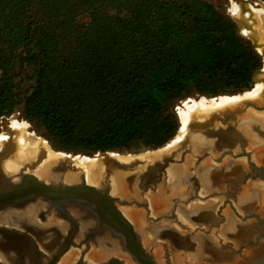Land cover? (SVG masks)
<instances>
[{"label":"trees","instance_id":"obj_1","mask_svg":"<svg viewBox=\"0 0 264 264\" xmlns=\"http://www.w3.org/2000/svg\"><path fill=\"white\" fill-rule=\"evenodd\" d=\"M261 66L206 1L0 0V119L20 111L64 152L160 148L177 101L250 90Z\"/></svg>","mask_w":264,"mask_h":264},{"label":"water","instance_id":"obj_2","mask_svg":"<svg viewBox=\"0 0 264 264\" xmlns=\"http://www.w3.org/2000/svg\"><path fill=\"white\" fill-rule=\"evenodd\" d=\"M235 1L240 2L242 10L249 9L247 5L250 2L264 4L260 0ZM234 22L239 34L251 41L262 58V66L253 74V86L261 82L264 93V42H260L252 25L246 20L236 19ZM242 27L251 29L252 34H242ZM258 107V102L246 97L228 101L224 108L203 120L190 121L185 138L171 149L165 160L141 171L128 169L118 173L123 175L118 188L133 198L141 188L156 183L166 167L176 164L178 172L185 169L182 174L185 175L188 174L186 166L191 158L195 160V174H190L194 177L192 188L188 194L184 192V199L180 202L183 205L184 222L178 220L174 213L170 216L160 214L162 219L149 217V222L140 220V231L149 228L154 238L160 239L162 242L159 243L167 249L162 258L143 249L142 234L133 229L118 210L117 200L109 195L108 181L103 177L107 175L112 180L116 173L108 170L99 175V188L85 183L84 174L66 183L60 172H74L77 169L74 162L66 158L55 166V175L50 180L37 178L27 172L37 167L40 163L37 161L27 162L18 173L7 175L2 165L15 149L12 137L14 130L9 125V119L13 116L11 114L2 123V130L10 138L0 149V218L3 219L9 211L21 210L24 213L33 209L29 215L40 218L38 225L42 230L35 233L28 228L0 224V252L5 257L0 259V264H36L34 258L30 257L31 253L22 251L19 244H15L22 239L21 236L25 242L33 244L32 253L40 263L49 254L46 264H54L70 246L77 245L73 239L76 236L81 238L80 225L88 226L90 230L83 233L85 242L90 239L97 245L99 240L111 241L114 243L112 253L132 257L136 264H264V218L256 214L263 215V192L261 187L246 185L245 180L251 174L250 168L240 160L246 155V148L257 150L264 146V121L257 111H253ZM248 111L257 115H251ZM192 135L206 137L204 143L196 145L191 141L194 138ZM108 152L114 151L92 155ZM63 153L89 156L79 152ZM204 161L213 163L208 171L209 177L215 173L214 180L208 184H203L195 177ZM189 166L194 169L192 164ZM133 176L136 180L130 181ZM261 177L264 178V174ZM182 183L179 187L184 191ZM47 216L53 217V220H48ZM28 231L36 240L29 237ZM250 239L256 241L252 246H248ZM37 241L44 242L48 249L38 246ZM118 256H110L101 264H124ZM76 264L91 263L80 258Z\"/></svg>","mask_w":264,"mask_h":264},{"label":"bare ground","instance_id":"obj_3","mask_svg":"<svg viewBox=\"0 0 264 264\" xmlns=\"http://www.w3.org/2000/svg\"><path fill=\"white\" fill-rule=\"evenodd\" d=\"M235 2H237V1H235ZM238 3L240 5V2H238ZM251 4L256 5L257 3H251ZM251 4L247 5L249 9H245V10H242L241 6L239 7L238 5H235L234 14L237 15L240 11V16L238 18H235L234 16L233 17L235 19H238V20H242V19L246 20L247 23H250L252 25V28L255 31V29L253 27V23L256 22L254 15H256L258 18L264 19V4L258 3V5H261L260 8H255V7L251 6ZM252 19H253V21L251 23L250 21ZM259 20H261V19H259ZM261 22H263V20H261ZM263 29H264V27L260 30H263ZM241 33L246 35V36H249L252 34V30L242 27ZM255 33L257 34L256 31H255ZM263 33H264V31L260 35H263ZM257 36H258V34H257ZM258 39L260 40L259 36H258ZM260 42H262V41L260 40ZM262 89H263L262 83L258 82L250 90L243 92V94L220 95L219 97L216 96L215 98H211L209 100H204V98H202L203 100H199V101L193 100V99L186 100L185 102H183L184 103L183 107H178L180 127L178 129L179 134L176 137L175 141L173 142L174 144H169V142H168L160 148H157L154 150H148L147 154H145L143 156L141 155L140 157L137 156V157H133V158H124L123 159L121 157V158L117 159L118 153L116 154L115 152H108V153H97L96 155H94L93 157H90V158L78 159V162L75 163V161L72 160V157H74L75 155L73 156L70 154L63 153V152L61 155H59L58 153H54V152L52 154L51 151L47 150V148L43 149L40 146V144H38V143H40V141L37 143V140L31 134H27L28 132L27 133L23 132V133L19 134L16 131V129L25 128L26 123L24 122L25 123L24 124L21 121H18L16 119H12L11 124H10V119H9V125L14 130V135L12 137L14 140L15 149H14L13 153L6 160H4L3 165H2V169L7 175H10V174H14L15 172H17V170H19V169H17L16 171L13 172V171H11L13 169V167L18 166L21 163L22 164L24 163L22 165V166H24L27 162L29 163V162H36L37 161L40 163H38L37 167L33 170L34 175L40 179L50 180L55 175V172L53 171L55 166L57 164L61 163L62 161H64L66 158H69L74 162L77 169L74 172H70V171L66 172V173L60 172V174H62V178H63L64 182H66V183L77 180L79 178V176L81 174H83V172H84L87 180H89V181L91 180V182H92V179L96 178L100 174L105 173L108 170H110L112 173H116V179H120V183H121L123 175H120L118 173H122V171H125L128 169H132V170L135 169V171L136 170L141 171V170L147 168L148 166L155 164L156 162H161V161L165 160V158L168 157L169 154L171 153V149L175 148L174 146H176L178 144V142L182 141L185 138L187 125L190 121H192V120H203L204 118H206L211 113L216 112V111L224 108L228 101L239 100L243 97H246L248 99H254L256 102L260 103V101L262 100V97H261L262 96ZM248 112L251 115H254V114L257 115L255 112H252V111H248ZM258 116L261 118V120L264 121L263 116H261V115H258ZM21 130L23 131V129H21ZM4 132H6V131H4ZM4 132L0 133V149H2L4 143L10 138L9 134L7 132L6 133H4ZM192 136L194 138H192L191 141L193 143H195L196 145L203 144L204 143L203 140H205V138H206V137H202V136H198V135H192ZM257 142L259 143V141H257ZM193 143H191V145H193ZM263 149H264L263 147L259 149V150H261L260 152H262V153H260V155H262V156H264V150ZM57 152H59V151H57ZM199 152H201V151H199ZM63 154H65V155H63ZM76 155H79V154H76ZM261 160L264 161V159H262V158H261ZM209 161H207V162L204 161L202 163V167H200L197 170L196 175H195L196 179L198 181L202 182L203 184H205V183L208 184L210 181L214 180L212 178L215 177V173L209 177L210 174L208 173V171L212 167V164H213L212 162H209ZM77 165L80 166L82 170H80V168ZM135 176L131 177L130 181L136 180ZM181 177H182V182H183L182 183V189H184V192L186 194H188L190 192V188H192L194 177H191L188 174L182 175ZM158 201H160V200L158 199ZM32 211H33V209H32ZM32 211L27 210V212H24V213L21 210L9 211L8 213H6V216L3 219L0 218V224H5V225L12 224V225L18 226L22 229L27 228V226H29V225L30 226H36L37 227L36 230L38 232H40L42 230V228L39 227L38 222L34 219V217H32L33 214L29 215ZM32 228H34V227H32ZM37 243H38V245H40V247L43 246L44 248L48 249L44 242H42V241L38 242L37 241ZM113 244L114 243L111 241L106 242L105 240L104 241L99 240L97 243V245L99 247H96L95 245L94 246L91 245V249L93 251H91V253L88 254V259L98 261L102 258V256L104 254H106L104 256V259L109 257V256H112V255H119V256H122L121 258H123V260L125 261L124 258L128 257L127 255L120 254L118 252H113L114 253L113 254L111 252V250L114 249ZM146 245L149 246L148 243H146ZM46 251H48V250H46ZM95 251H97V252L95 253ZM109 252H111L112 254ZM78 254H79L78 251L70 250L66 255H64L60 259V261L57 264H73L74 261L76 260L77 256H78ZM3 258L5 259L4 254L0 252V259L3 260ZM100 262H98V264ZM125 262H128L129 264L133 263V262L131 263L130 260H128V258Z\"/></svg>","mask_w":264,"mask_h":264},{"label":"rangeland","instance_id":"obj_4","mask_svg":"<svg viewBox=\"0 0 264 264\" xmlns=\"http://www.w3.org/2000/svg\"><path fill=\"white\" fill-rule=\"evenodd\" d=\"M198 1H206V2H209V3L213 4L218 10H220L221 12L227 14L233 21L236 20L235 18H238L240 16V11H239V13L237 15L234 14L235 5H238L240 7L239 3L235 2V0H198ZM260 1H264V0H260ZM251 3H253V2H250V4ZM256 3H257L256 5L251 4V6H253L255 8H260L261 5H258L259 2H256ZM254 18L256 19V22L253 23V27H254L255 31L257 32L258 36L260 37V40L262 42H264V36H263L264 33H263V35H260L264 31V29L260 30V29H262L264 27V19L263 18H258L256 15H254ZM259 19L263 20V22H261V20H259ZM250 22L252 23V20ZM238 31H239V28H238ZM29 84H31V80L29 78V73L26 72L24 77H23V85L21 87V98L26 94V90H27ZM261 97H262V100L260 101V103L258 102L259 107L256 108L257 110L254 109L253 111H255V112L257 111V113L259 115L264 117V93H262ZM202 98H204V100H209V99L215 98V97L200 96V95H198L196 93H192L185 100H179V101H177L174 104L173 110H174V112H175V114L177 116V120H178V123H179L178 129L180 127L178 107H183V104H184L183 102H185L186 100L193 99V100H198L199 101V100H203ZM12 115L13 116H11V118H10V124H11V120L12 119H16L18 121L26 123V124L24 123L26 125V127L25 128H21V129H23V131L21 129H16V131L19 134L23 133V132H26V133L28 132L27 134H31L37 140V143L40 141V143H38V144H40V146L43 149L47 148V150L51 151L52 154L54 152V153H58L59 155H61L62 152H64V151L60 152L61 150H57L56 148H54L52 146L51 142L46 138L43 129L38 124L29 123L27 120H25L22 117L20 111H16ZM8 117H10V116H8ZM6 118L7 117H2L0 119V133L4 132V131H2V123L4 122V120ZM4 133H6V132H4ZM178 134H179V132L177 134H175V136L172 138L171 141H169V144H174L173 142L175 141V139L178 136ZM263 148H264V146H263ZM148 150H153V149H141V150L133 151V152H122L120 154L118 152V154L116 153L118 155L117 159H119L121 157L123 159L124 158H133V157H137V156L140 157L141 155L143 156V155L147 154ZM57 151H59V152H57ZM260 151L261 150H259V149L253 150V149H250V148H246L245 149L246 155L241 157L240 160L243 161L245 164H247V166L250 168L249 171H250L251 174H250L249 178L247 180H245L246 185L261 187L262 188V192H263L262 196H263V202H264V178H262L261 175L258 174L259 172H251V171H253L252 169H255L257 171L261 170L262 173L264 172V161L261 160V158H259L260 153H262ZM63 155H65V154H63ZM86 155H89V156L87 157L85 155H75L74 157H72V160H74L75 163H76V162H78V159H85V158H90V157L94 156L92 154H86ZM260 157H262V156H260ZM23 164L21 163L20 165H18L16 167H13V169L11 171L14 172L17 169L20 170L21 168H23V166H22ZM191 164L194 167L193 170L189 166ZM194 164H195V160L191 158L188 166H186V168L188 170V171L186 170L188 175H190V174L194 175L195 174V165ZM78 167L80 168V170H82L80 166H78ZM170 167H172V166H169V167L165 168V170L162 173L160 179L156 183H154L153 185L149 186L148 188H144V189L141 188L140 190L137 191V194L133 198H130L128 195L123 193L120 188H118L119 184H120V179H116V177H113V179L111 180V178L108 177L107 175H104V177H103V178L106 177V179L108 181L109 195L117 200L116 206H117L118 210L130 222V224L132 225L134 230L136 232H140V234H142L141 244H142L143 249L148 251V252H151L154 256H158V257H161V258L163 257V255H164V253H165V251L167 249L163 245H161V243H159V242H162L160 239L154 238V236L150 232L149 228L146 227V228H144L143 231H140V230H142V226H141L140 220L145 219V220H147V222H149V220L147 219L149 217L162 219V215H160V214H166V215L170 216L171 213H174L178 220H180L181 222H184L183 221L184 220L183 214L181 213L182 209H183V205L180 203L181 200L184 199V196H183L184 195V191L181 190L180 187H179V184L182 182L181 181V173L178 172L179 171V169H177L178 166H176V164H174L173 167H174V169H177V172H175L173 176L169 177V173H167V170ZM35 168H33L32 170L28 169L27 172H30V173L34 174L33 170ZM19 170H17V172H15L14 174L18 173ZM83 174H84V172H83ZM97 177L92 179V182H91V180L90 181L87 180V178L85 177V174H84L83 180H84L85 183H87V184H89L91 186H94L96 188H99L100 180L97 179ZM164 192L166 193V196L163 195ZM158 199L159 200L161 199L162 201L160 202V201H158ZM263 209H264V205H263ZM47 218L50 221L53 220V217L47 216ZM34 219L37 222L41 221L40 218L37 215L36 216L34 215ZM57 219H58V221L61 220L60 218H57ZM75 242L77 243L78 240H76ZM146 243H148L149 246H147ZM30 245L32 247L33 244L30 242ZM91 245L94 246L95 244L91 241V242L88 243V245L84 244L82 246H79V245L71 246L62 256H60L58 258V260L56 261V264L70 250H76L79 253L73 264H76V262L78 260H80V258L82 259V261L88 262V263H91V264H98V262L101 261L99 263V264H101L106 259V258L104 259V256L106 254H104L102 256V258L100 260H98V261L88 259V254H90L91 251H93L91 249ZM95 246L99 247L97 245H95ZM28 247H30V246L28 245ZM96 252L97 251H95V253ZM82 254H83V256H82ZM109 257H107V258H109ZM118 258L120 260H122V262L124 264H127V262H125L126 259L124 261L123 258H121L119 256H118ZM130 259H131V261L134 264H136L132 257Z\"/></svg>","mask_w":264,"mask_h":264},{"label":"flooded vegetation","instance_id":"obj_5","mask_svg":"<svg viewBox=\"0 0 264 264\" xmlns=\"http://www.w3.org/2000/svg\"><path fill=\"white\" fill-rule=\"evenodd\" d=\"M253 171H251V172H259L258 174L259 175H262V174H264V172L262 173V171L261 170H255V169H252ZM257 215H258V217L259 218H264V210H263V215H261L260 213H256ZM39 223V222H38ZM2 225H5V224H2ZM68 225V224H67ZM13 227H15V226H13ZM32 227H34V228H32ZM40 227V226H39ZM27 228L28 229H30V230H32V231H35V233H39L37 230H36V226H27ZM69 227L67 226V229H68ZM134 229V228H133ZM80 232L82 233V236H81V238L80 239H78L77 238V236L73 239V241L75 242L76 240H78V242L76 243L77 245H79V246H82V245H84V244H86V245H88V243L89 242H93V240H88V241H86L85 242V239H86V237L83 235V233H86V232H89L90 230L88 229V226H85V225H80ZM21 231H23V230H21ZM23 232H25V231H23ZM27 234L29 235V237L31 238V239H33V240H36V238L32 235V233L30 232V231H28L27 232ZM77 235V234H76ZM21 238L23 239V236H21ZM22 239H20V241H17V242H15V244H19L18 245V247H20V248H22L21 250L22 251H24V252H27V253H31V255H30V257L31 258H34V260H35V262H36V264H46L48 261H47V258H49L50 256H49V254H47V258L43 261V262H39V259H37V256L35 255L34 256V254L32 253V252H34V248H32L33 247V245H32V247H31V245H30V242H25L24 241V239H23V241H22ZM82 240V241H81ZM256 241L255 240H252V239H250V241H249V243H248V246L249 245H253L254 243H255ZM28 245L30 246V247H28ZM39 246V245H38ZM76 246V245H75ZM248 246L247 247H243V250H245V249H247L248 248ZM71 247V246H70ZM69 247V248H70ZM35 248H37L36 246H35ZM127 258H128V260H130V262L132 263V261H131V259L129 258V257H126V258H124V259H126L127 260ZM54 264H56V262L54 263ZM127 264H129L128 262H127Z\"/></svg>","mask_w":264,"mask_h":264},{"label":"crops","instance_id":"obj_6","mask_svg":"<svg viewBox=\"0 0 264 264\" xmlns=\"http://www.w3.org/2000/svg\"><path fill=\"white\" fill-rule=\"evenodd\" d=\"M260 156H262V155H260ZM260 156H259V157H260ZM260 158L264 159V156H262V157H260ZM187 162H188V161H187ZM184 170H185V169L183 168L182 171H181V175L183 174ZM175 172H177V169H174L173 166L170 167V168L167 170V173H169V177L173 176ZM163 195L166 196V193L164 192ZM161 201H162V200L160 199V202H161Z\"/></svg>","mask_w":264,"mask_h":264}]
</instances>
